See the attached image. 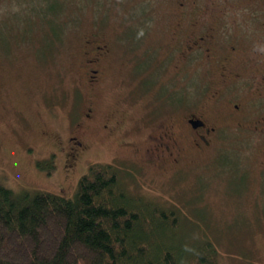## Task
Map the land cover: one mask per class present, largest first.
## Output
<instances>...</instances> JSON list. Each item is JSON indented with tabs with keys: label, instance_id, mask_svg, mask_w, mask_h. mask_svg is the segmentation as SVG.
I'll use <instances>...</instances> for the list:
<instances>
[{
	"label": "rangeland",
	"instance_id": "obj_1",
	"mask_svg": "<svg viewBox=\"0 0 264 264\" xmlns=\"http://www.w3.org/2000/svg\"><path fill=\"white\" fill-rule=\"evenodd\" d=\"M84 1L86 6L93 3ZM41 3L45 1L0 0V181L16 192L73 197L90 165L112 164L121 169L131 191L187 218L188 222L182 219L181 229L189 239L180 240L187 251L211 240L217 264H264V139L253 124L238 126L237 120L219 118L228 124L213 137L208 154L161 176L143 169L136 160L115 161L120 136L108 134L105 124L87 121L86 99L91 93L87 76L92 67L82 56L89 40L100 34L111 40L118 60L95 94L101 123L109 112L127 109L131 112L128 128L134 133L128 136L126 130L125 140L137 139L139 129L146 135L155 133L151 116L159 113L158 101L142 94L150 81H142L139 58L143 21L154 26L161 0H98L95 17L80 25L60 10L56 19L71 23L61 35L57 29V39L39 14ZM92 13L89 9L86 16ZM175 84L185 92L183 100H191V89L185 87L191 88V81ZM202 97H196V102ZM85 121L92 150L73 169L66 161L72 143L66 141L62 150L54 145L57 135L80 141L72 130Z\"/></svg>",
	"mask_w": 264,
	"mask_h": 264
},
{
	"label": "flooded vegetation",
	"instance_id": "obj_2",
	"mask_svg": "<svg viewBox=\"0 0 264 264\" xmlns=\"http://www.w3.org/2000/svg\"><path fill=\"white\" fill-rule=\"evenodd\" d=\"M161 3L154 26L143 21L139 58L142 81H150L143 86L142 94L158 101L155 106L159 113L151 116L155 133L146 135L139 129L137 139L125 140L126 130L128 136L134 133L128 128L126 119L131 112L127 109L109 112L101 123L95 94L108 79V69L118 61L109 38L107 42H92L91 60L86 62L92 67L87 76L91 93L86 102L90 111L87 121L105 124L108 134L121 138L116 139L120 146L113 154L115 161L136 160L143 169L162 176L208 154L213 137L228 124L219 118L237 120L238 126L253 124L264 139V0ZM152 30L155 32L150 36ZM119 75L124 79L123 72ZM179 81H191V88L185 86L191 89V100H183V92L175 84ZM200 95L203 99L196 102ZM164 104L168 110H163ZM87 121L73 127L80 141L57 135L54 145L62 150L66 141L72 143L66 161L73 169L92 150ZM261 150L264 153V144ZM261 181L264 183V177Z\"/></svg>",
	"mask_w": 264,
	"mask_h": 264
},
{
	"label": "trees",
	"instance_id": "obj_3",
	"mask_svg": "<svg viewBox=\"0 0 264 264\" xmlns=\"http://www.w3.org/2000/svg\"><path fill=\"white\" fill-rule=\"evenodd\" d=\"M44 1L38 11L55 39L71 23L56 19L60 10L80 25L95 17L99 5L98 0L90 6L84 0ZM89 9L94 13L87 17ZM98 35L86 45L83 62L91 60L92 42L108 41ZM182 219L188 222L131 191L111 164L90 165L73 197L16 192L0 181V264H217L211 240L191 252L180 244L188 237Z\"/></svg>",
	"mask_w": 264,
	"mask_h": 264
}]
</instances>
